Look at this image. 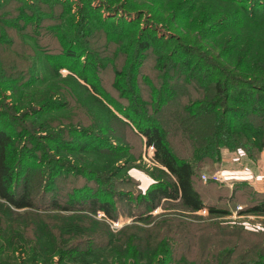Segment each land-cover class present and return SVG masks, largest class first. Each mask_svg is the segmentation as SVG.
I'll use <instances>...</instances> for the list:
<instances>
[{"label": "rangeland", "instance_id": "obj_1", "mask_svg": "<svg viewBox=\"0 0 264 264\" xmlns=\"http://www.w3.org/2000/svg\"><path fill=\"white\" fill-rule=\"evenodd\" d=\"M28 1L32 3L34 0ZM91 1L93 7H101L100 13L104 18L115 19L118 15L115 16L116 12L105 10L102 2L118 7L122 14L124 8L132 11L130 13L141 11L142 26L147 18H151V14H159L163 8V3L153 0ZM0 2V116L3 120L13 121L16 133L14 152L23 149L34 155L43 171L42 175L34 173L30 178V187L38 196L39 208L50 210L41 215L33 211L28 215L12 212L11 217L15 216L13 221L19 224L27 221L25 226L28 229H19L18 226L17 231L21 233L19 237L31 235L35 244L41 237L51 244L52 237L56 250L44 253L45 256L51 257L52 264H94L96 259L100 262L107 260V264H113L117 260L115 253H122L123 247L111 246L112 252L111 248H108L104 254L94 257V254L99 253L89 252L93 247L89 243L93 240L97 244L103 242L107 229L115 236L111 241L117 242V238L122 235L118 233L127 230L123 236L135 235L136 243L140 247L145 243L149 244L146 251L138 253L142 260L140 264H147L146 259L150 255L151 264H165V259L156 249L160 242L166 243L165 247L170 246L173 259L185 257L190 262L184 261L185 264H264V215L246 213L252 204L264 200V143L263 149L259 151L251 143L232 149L216 148L215 145L210 148L208 145L209 142L214 143V137H211L215 130L213 124L208 122L210 119L197 117L187 110L188 102L208 99L216 94V91L212 94L210 88L199 85L197 80L188 83L178 81L175 90L169 88L174 93L166 92L165 95L175 94L173 100L169 99L163 106H157L156 99L151 103V92L144 81L148 79L151 85L159 87L160 75L165 71L163 76L168 75L170 85H175L174 74L169 70L172 64L164 62L159 64V67L154 54L147 52L140 64V75L128 74L124 70L129 66V58H134L133 50L126 47L122 49L117 42L108 39L102 29H93V21H82V16L85 18V15L79 12L83 6L81 0H67L72 9L70 13L63 14L60 22L64 24L66 20L67 25V21H72L73 18L76 20L74 23L78 31L84 27L85 35H73L75 39L72 45L82 44L87 55L100 60V64L102 62V68L98 66L93 72L86 73L84 81L77 75L80 70H72V66L60 68V76L56 77L45 56H61L64 47L60 39L46 27L57 24L58 20H45V17H41L40 19L45 21L35 33L36 29L32 25L20 19L22 16L19 13V0ZM44 7L41 9L45 10V16H48L47 8ZM60 12L58 7L50 16L57 19ZM24 14L30 17V12ZM167 18V13H163L162 19L165 23L155 26L158 36L188 35L187 39L191 44L205 52L207 59L215 61L214 66H220L226 72L235 74L234 76L241 72L240 64L253 62L252 57L256 52L251 49L253 45L261 43L260 47H264V25H246L241 28L231 26L224 30L225 35H207L208 33L203 31L189 32L187 24L169 22ZM210 25L208 23L204 26L208 28ZM123 42L126 41L120 43ZM224 46L230 48V54L223 50ZM35 48L45 52L41 54L42 57L36 54ZM252 77L264 81V75ZM26 82L30 86L26 85ZM88 82L94 85L99 93L96 94L97 91L92 85H88ZM126 86L135 91L137 98L139 95L141 100L150 102L146 113L164 128L170 149L178 159L193 165L197 171L195 187L204 202L225 211L226 214L211 215L207 210L193 213L179 203L165 202L150 215L147 214L148 219L144 215L147 219L144 222H134L129 217L127 212L130 210L134 211L135 215L139 212L145 214L143 207L138 205L139 208L135 209L134 198L137 195L146 192L155 181L169 182L170 178L153 160L154 150H148L123 115L112 107V103L116 108L129 104L121 97V87L126 89ZM219 96L223 95L217 93L215 98ZM140 102L142 105L145 103ZM48 103H56L63 108L58 111L46 109ZM223 106L222 101L217 108L222 109ZM42 109L40 114L34 115L35 111ZM253 125H260L264 131V121L259 119L253 122ZM238 132L240 131L236 129L233 131L235 138L244 140L246 135ZM90 135L95 136L97 140L110 142L114 148L99 146L98 149L95 143L88 144L87 147L85 140ZM50 173H56L52 182L57 187L56 200L59 204L66 206V203H71V191L86 186L110 195L112 209H117L118 219H106L101 212H53L48 206L52 195L39 191L43 182H47ZM214 174L220 175L221 180L214 181L211 178ZM202 175L207 177L206 181L202 179ZM120 192L130 193L133 196L131 202L124 201V198L119 199ZM79 209L81 208L76 207V210ZM0 220L1 237H6V232L2 229L8 228L9 225L3 222L7 220L3 217V212H0ZM76 221L84 224V227L79 228L80 232H84V236L76 235L71 238L64 225ZM93 222H99V226H94L93 229ZM42 225L44 229L40 228ZM16 246L18 248L14 254L6 250L5 257L0 258L12 261L13 264L24 262L22 259L26 258V255L23 248L19 243H16ZM25 249L29 250L31 247L26 246ZM70 251L74 253L70 254ZM61 253L66 258L62 263L59 258ZM76 259L78 261H75Z\"/></svg>", "mask_w": 264, "mask_h": 264}, {"label": "trees", "instance_id": "obj_2", "mask_svg": "<svg viewBox=\"0 0 264 264\" xmlns=\"http://www.w3.org/2000/svg\"><path fill=\"white\" fill-rule=\"evenodd\" d=\"M19 1L21 3L19 13H21L22 16L20 19H24L27 24L32 25V27L36 29L35 33L45 20H58L57 24L46 27L50 33H54L57 39H60V43L64 47V53L61 56H45L48 64L52 66V71L56 77L60 76V68H71L72 66V70H80V73L77 75L84 81V75H87L86 73L89 74V71L93 72L98 66L102 68V62L100 64V60L87 55L82 44L74 43V45H72L73 39H75L73 35H76V33H80L82 36L85 35L84 27L78 31L74 23L76 20L73 18L72 21H67V25L66 20L64 21L65 23L63 22L64 24H61L60 19L63 17V14L70 13L72 9L70 5L67 4V0H34L32 3L28 0ZM153 1L163 3L162 11L159 14H151V18H147L143 26L141 24L143 15L141 11H139L140 13H130L132 11L123 7L124 13L122 14V11H119L118 7L106 5L104 2L102 3L105 10L116 12L117 14L115 16L118 15L117 18H104L100 13L101 7H93L91 0H81L80 3H82L83 6H81L82 8L79 12L85 15V18L82 16V21L86 19L93 21V29H102L105 36L117 42L122 49L126 47L133 50L134 58H129V66H126L124 70L128 74L135 73L140 75V64H142L144 54L147 52L154 54L157 62L156 64L159 67V64L164 62L172 64L169 70L174 74L175 85H170L168 75L163 76L165 71L160 75L161 83L159 87L151 85L150 80L146 78L145 81L143 80L150 89L152 97L151 103L152 101L154 103L156 99L155 104L157 106H163L169 99L173 100L176 96L175 94L171 96L165 95H167L166 92L174 93L171 91L176 89L178 81L188 83L189 81L197 80L199 85L204 86L206 89L210 88L212 94L216 91V94L219 93L223 95L215 98L216 94H213L208 99L204 98L202 100H196L195 102L190 101L187 104V110L190 112L192 111V115L209 118L210 120L208 122L213 124L215 130L211 138L214 137V143L212 144V142H209L208 147L212 148L213 145H215L216 148L224 147L232 149L238 148V145L244 146L245 143H251L257 147V151L263 149L264 131L260 128V125L254 126L253 122L259 119L264 121V81L252 77L254 75H264V47L262 45L260 47L261 43L255 44L251 48L253 51H256L252 57L253 62L251 64L253 65L246 62L240 64L242 70L241 72H237L238 75L234 76L235 74L233 75L230 74V72H226L222 67L214 66L213 64L215 61L213 59H207L205 52L191 44L189 39H187L189 38L188 35L175 37L174 35L165 36L160 34L161 36H158L155 26L165 23L162 17L163 13H167L168 18L166 20L169 22L176 21L187 24L189 32L198 31L199 33L203 31L205 34L208 33L207 35H213V33H222L225 35L226 32L224 30L231 26L241 28L246 25H264V0ZM44 6L47 8L46 12L49 13L48 16H45V10L41 9V7ZM58 7H60L61 12L59 13L60 17L56 19L50 16V13H54L55 9ZM42 10L44 12H42ZM27 11L30 12V17L24 14ZM133 15H135V17H133ZM41 17H45L46 19L44 18L45 20H41ZM208 23L211 25L206 28L204 25ZM124 36H126V38H124ZM119 41L126 42L120 43ZM108 43H110V41ZM227 47L228 46H224L225 49L223 50L230 54V48ZM35 49L36 54L40 57H42V53H45L43 50L41 52L37 48ZM81 59L82 61H80ZM69 78L71 77L69 76ZM179 78L185 80H180ZM170 80L172 81L173 79L170 77ZM25 84L30 86L27 82ZM88 85L92 84L88 82ZM92 86V88L97 91L96 94L99 93L98 89L94 87V85ZM126 87V89L121 87L122 99L129 102L125 107L121 106L116 108L112 100L108 99L105 94L104 97L112 103V107L119 112V114L123 115L127 120L126 122L133 127L135 133L143 140L144 145L153 148V160L165 170L170 178L169 182L155 181L147 188L146 192L137 195L134 198L135 209L143 207L145 214L139 212V214L135 215L134 211L130 210L127 212L129 217L132 218L134 222H144L149 218L147 214L150 215L151 212L161 207L165 202L179 203L186 210L193 213L207 210L211 215L226 214L225 211L218 210L204 202L201 193L195 187L197 171L193 165L186 160L178 159L170 149L167 144L164 128L158 121L154 120L153 117L146 113V108L150 105V102L141 100L139 95L137 98L135 91L129 86ZM170 87L173 90H169ZM214 99L217 101H214ZM101 101L100 103H102ZM140 101L145 103L142 105ZM222 101L224 105L223 108H217V105ZM45 108L58 111L63 107L56 103H48V107ZM42 111L43 109L41 111H35L34 115L40 114ZM110 113L113 114L112 111ZM235 129L240 131L238 133L246 135L244 140H241L242 138H235L236 136L233 134ZM86 135L87 134H85V136ZM15 140L16 133L13 127V121L9 119L3 120L2 116H0V212H3V217L7 218V220H3V222L9 225L8 228L5 227L2 229L5 230L6 237H1L0 230V257H5L6 250L14 254L18 248L16 243H19L23 248L26 258L22 259L24 262H16L15 264H52L51 257L45 256L44 253L56 250L53 238L49 235L52 239L51 244H48L43 237H41L38 242L36 241L35 244L31 235L30 237H19L21 233L17 231L18 226L19 229H21V227L28 229V227L25 226L27 221L25 220L23 224H19L13 221L12 218H15V216L11 217L13 215L11 213H14V211L22 212L17 215H28L30 211L41 215L50 211L39 208L40 206L37 204L38 196L31 191L30 187V178H32L34 173L42 175L43 171L38 166L34 155H30L23 149H19L16 153L14 152L13 142ZM85 141H87L85 143L87 147L89 146L88 144L95 143L98 149L99 146L110 149L114 148L110 142L97 140L95 136L92 135L87 137ZM50 174L51 175L47 177V182H43V185L40 186L39 191L42 194L52 195L49 199L48 206L51 207L50 209L53 210V212L77 213L76 211H88L93 214L101 212L106 219L115 221L118 219L116 214L117 209H112L113 202L110 199V195L105 191L91 190L86 186L75 188L71 191V203H66V206L59 204L58 200H56L58 195L57 187H55L54 185L56 184L52 182L56 173ZM39 177L41 179V176ZM118 198H124V201H129L130 203L133 196H131L130 193L124 194L120 192ZM75 206L81 209L76 210ZM2 208H4V210H2ZM246 211V213L249 214L264 215V200L252 204V207ZM144 215H146L147 219ZM98 223L99 222H93L91 227L93 229L94 226L98 227ZM80 227H84L81 221L64 225L65 231L70 234L71 238L76 235L84 236V232H80L79 230ZM40 228L44 229L45 227L42 225ZM93 229H91V233H93ZM43 232L41 234H43ZM127 232V230L120 231L118 234H122L121 237L119 239L117 238V242H114L111 241V238L115 236L107 229L106 237L103 242L97 244V242L93 240L89 243L93 245L89 252L99 253L94 254V257L104 254L111 246L114 248H119V246H121L123 247L122 253L117 254L114 252L117 260H115L113 264H140L142 260L138 253L146 251L149 244L145 243L141 245L143 247H140L138 243H136L135 235L123 236ZM26 246L31 247V249L26 250ZM165 246H167V244L164 242H160L156 245V249H158V253H160L159 255L165 259V264L168 262L185 264L184 261L190 263L185 257H180L178 260L173 259L170 246H168L169 248ZM112 250L111 248L110 252H112ZM73 253L74 251H70V254ZM59 258L61 259V263L66 261L62 253L59 255ZM106 258H108V256H106ZM78 259L75 261H78ZM151 260L152 255L146 259L147 264H151ZM102 261L104 262H100L99 259H96L94 264H107V260ZM0 264H13V262L0 258Z\"/></svg>", "mask_w": 264, "mask_h": 264}, {"label": "built area", "instance_id": "obj_3", "mask_svg": "<svg viewBox=\"0 0 264 264\" xmlns=\"http://www.w3.org/2000/svg\"><path fill=\"white\" fill-rule=\"evenodd\" d=\"M148 150L151 151V150H153V148H152V147H148ZM211 178H212L214 181H216V182L221 180V176L218 175V174H214V175H212ZM211 178H210V179H211ZM202 179L206 181V180H207V177L202 175Z\"/></svg>", "mask_w": 264, "mask_h": 264}]
</instances>
